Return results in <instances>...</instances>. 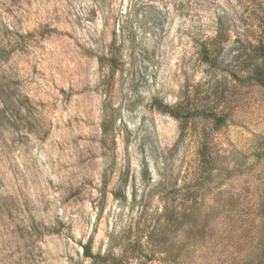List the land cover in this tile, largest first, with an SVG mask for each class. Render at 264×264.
<instances>
[{"label": "rangeland", "instance_id": "374dc122", "mask_svg": "<svg viewBox=\"0 0 264 264\" xmlns=\"http://www.w3.org/2000/svg\"><path fill=\"white\" fill-rule=\"evenodd\" d=\"M263 46L264 0H0V264H264Z\"/></svg>", "mask_w": 264, "mask_h": 264}, {"label": "trees", "instance_id": "16d2710c", "mask_svg": "<svg viewBox=\"0 0 264 264\" xmlns=\"http://www.w3.org/2000/svg\"><path fill=\"white\" fill-rule=\"evenodd\" d=\"M261 51H262V55L264 56V46L261 48ZM85 255L86 257H92L89 247H85Z\"/></svg>", "mask_w": 264, "mask_h": 264}]
</instances>
